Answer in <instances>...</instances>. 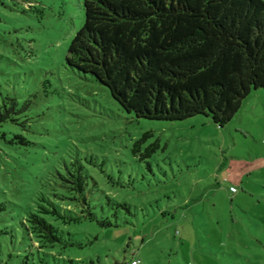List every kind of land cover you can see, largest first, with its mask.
Segmentation results:
<instances>
[{
  "label": "rangeland",
  "instance_id": "rangeland-1",
  "mask_svg": "<svg viewBox=\"0 0 264 264\" xmlns=\"http://www.w3.org/2000/svg\"><path fill=\"white\" fill-rule=\"evenodd\" d=\"M84 21V0H0V264H264V89L225 127L138 120L68 67ZM79 167L95 219L72 223ZM29 212L63 243L32 241Z\"/></svg>",
  "mask_w": 264,
  "mask_h": 264
},
{
  "label": "trees",
  "instance_id": "trees-1",
  "mask_svg": "<svg viewBox=\"0 0 264 264\" xmlns=\"http://www.w3.org/2000/svg\"><path fill=\"white\" fill-rule=\"evenodd\" d=\"M84 13L68 67L92 76L138 120L203 115L225 127L253 90L264 89L263 0H84ZM9 119L0 112V126ZM149 136L135 143L134 152ZM152 147L150 153L159 144ZM90 180L83 167L69 175L80 208L79 218L65 215L72 223L95 219L86 196ZM6 208L0 203V216ZM44 214L66 218L56 206ZM22 226L41 249L63 243L64 233L36 213L29 212ZM9 232L0 229V238Z\"/></svg>",
  "mask_w": 264,
  "mask_h": 264
},
{
  "label": "built area",
  "instance_id": "built-area-1",
  "mask_svg": "<svg viewBox=\"0 0 264 264\" xmlns=\"http://www.w3.org/2000/svg\"><path fill=\"white\" fill-rule=\"evenodd\" d=\"M231 191L233 193H236L237 192V189L235 187H231ZM131 264H140V261L134 260V261L131 262Z\"/></svg>",
  "mask_w": 264,
  "mask_h": 264
}]
</instances>
